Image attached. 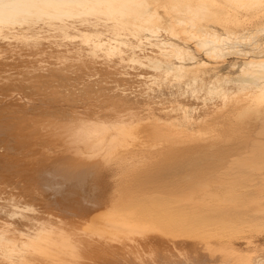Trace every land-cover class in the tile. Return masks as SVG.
I'll return each instance as SVG.
<instances>
[{
  "label": "bare ground",
  "instance_id": "bare-ground-1",
  "mask_svg": "<svg viewBox=\"0 0 264 264\" xmlns=\"http://www.w3.org/2000/svg\"><path fill=\"white\" fill-rule=\"evenodd\" d=\"M216 12L226 14L221 22ZM0 57V264H88L99 255L202 264L204 234L232 237L264 223V106L235 143L209 133L219 100L249 87L264 94V0H0ZM144 59L153 78L140 76ZM130 60L141 69L132 81ZM225 64L232 75L187 82L212 105L180 115L209 116L204 129L189 134L165 113L138 111L142 88L164 70L180 86L196 68ZM32 68L41 72L32 77ZM103 80L116 88L104 90ZM55 81L64 84L45 96ZM89 101L98 107L79 110ZM143 143L152 148L124 174L119 197H104L105 162ZM232 175L238 183L222 181Z\"/></svg>",
  "mask_w": 264,
  "mask_h": 264
},
{
  "label": "rangeland",
  "instance_id": "rangeland-1",
  "mask_svg": "<svg viewBox=\"0 0 264 264\" xmlns=\"http://www.w3.org/2000/svg\"><path fill=\"white\" fill-rule=\"evenodd\" d=\"M214 14H215V16L213 17V19L218 21V22H221L222 16L226 15L225 13L221 15L218 12H216ZM168 25L172 26L173 25V21H168ZM47 32H49V31H45L44 33H47ZM99 34H101V33H99ZM42 38H44V37L41 36V39ZM45 38H44V40L49 39V38H46V39ZM123 45L124 44L122 43V46ZM123 48H125V47H123ZM157 55H158V53H157ZM165 57H162V58H165ZM0 58H2V57H0ZM125 62H126V67H128L129 73L127 72L126 75L124 73L121 74L122 69H120V71L118 70L119 74L117 73V75L123 76V74H124V76L129 78L132 75L131 70L132 71H138L140 69V67H139L140 65H139V63H136V61L132 62L130 60V61H125ZM144 62L147 64L148 61L145 60ZM143 64H141V66H144ZM146 64H145V68H143V69H144V72H146L145 69H147L148 72L147 73H143L142 72L140 74V76L143 77V75H144L145 77H147L148 76L147 74L150 72L148 78H153L154 77L153 73H154L155 69L152 67L151 64L149 65V63H148L147 66H146ZM215 64L219 65L221 63H215ZM131 65H133L132 67L134 69L133 68L131 69ZM224 66H225L224 68H214L215 65L213 67H212V65H209L208 66L209 68L208 67L207 68H205V67L196 68V69H194L193 73L188 74L182 80L180 86H179L178 82H176V78L173 76V74H171L172 77H171L170 74H168V73H171V71H167L166 70L167 72H165V70H164V73L165 74L167 73V77H164V76H166L165 74L161 75L162 77L159 76L160 74L156 75V77L158 76L159 78L161 77V79H163L162 80L163 81L162 82L163 85L160 82L162 86L159 85L160 83H158V81H160V80H158L159 78H157V79H154L152 81L149 80V82H151V88H153V85L155 83L156 84L158 83V86L154 85L155 86L153 88L154 90L152 89L153 93H151L152 90L150 92V89H151L149 87L150 83L146 84L147 88L148 89L150 88L149 91L147 90V88H142L143 91H144V94H147V97H144L145 95L142 94L143 96H140L139 99L137 98L141 102L140 103L141 107H139L138 111L141 110L142 113L145 111V113H143V114H147L149 111L151 113L152 112L156 113V115H154V113H152V115L150 117L149 115L151 113L149 112L150 114H147L148 118H146V119L154 118V116H159L162 113H163L162 115L164 116V113H165L166 116L171 117L170 118V120H171L170 122H173V123L179 125L178 128L179 129L182 128V130L189 129V131L197 132L199 129H204L203 126L206 123L208 124V123L211 122L209 116H205V115L203 116L201 114L204 118L202 120H200V121H197L198 119H196V118H190V117L192 115H193L192 117L197 116L196 114H199L200 111L201 112L204 111V109H202V107L204 108V106H206V105L210 106V105H212V103H210V101L208 100V102H206L207 103L206 104L205 103L206 95L204 97L203 93H201L199 91H194L195 95H193L194 94V92H192L193 89L191 87L190 88L192 90L188 89L187 82L190 80V78L196 77L197 79H199L200 82H204V83L210 84L211 82L215 81V75L218 74V73H220V74L227 73L228 76L232 75L233 66L228 65V64H225ZM210 67L213 68V69H211ZM149 68H153L151 70L152 71L154 70V71L152 72L151 70H149ZM31 70L34 72V73L32 71L30 72V73H32L31 76L32 75H37V74H39L41 72L40 70H37V68H32ZM140 71H141V69H140ZM190 71H191L190 69H187V72L190 73ZM30 73H28V74H30ZM114 74H116V73H114ZM151 76H153V77H151ZM169 77L171 79H169ZM174 78H175V81H174ZM129 79L133 80V78H129ZM154 81H156V82L154 83ZM59 82H61V81H59ZM59 82L55 81V82H52L53 85L52 84L46 85L47 86V90L44 93V95L45 96L46 95L47 96L48 95H53L54 96V93H52V90L58 91L57 89H59L60 86L64 84V83H61V85H57V83L59 84ZM99 83H101L100 85L102 86V88L104 90H106V88L108 86H111L114 89L116 88V86H115L116 83L111 84L110 81H106V83H105V80H103V81H101ZM99 83L96 85V87L99 86ZM106 84H107V86H106ZM198 85H200V83H198ZM159 86H161V88H159ZM50 87H52V88L50 89ZM85 87L90 88L89 86H85ZM93 88H95V87H93ZM145 89L147 90V92H146ZM160 90H162V91H160ZM186 90H187V92H186ZM247 90H248V92H247ZM256 90L257 89L254 88V87H249V88H246V89L242 90L239 93H235L233 95L232 94L229 95L230 98L227 101L226 100H222V99L218 101V108H220V110L218 112H216V114H217L216 116H219L218 121L220 123L219 124L217 123L215 126H211V130L209 131L210 135H212V136L215 135L216 136V139H214L215 141H217L219 143H225L226 141L229 140L230 143H233V142L235 143L237 138L245 137V135H248L246 133L249 131L248 128H249V124H250L249 123L250 117L253 116L259 109H261L264 106V94H260V91L259 90L256 91ZM140 91L143 93L142 90H140ZM140 91H138V92H140ZM138 92L136 94L140 95L141 92L140 93H138ZM190 92H192V94ZM183 93H186L185 94L186 96H184ZM187 93H189V94H187ZM181 94L183 95V97L181 96ZM196 94L198 96H196ZM149 95H150V97H149ZM191 95H192V97L190 99ZM177 96H179V97H177ZM194 96L197 97L196 99H203L204 101L203 100H201V101L200 100H195ZM184 97H185L186 100L184 99ZM5 98L3 99V98L0 97V99H1L0 103L1 102H7V100ZM178 98H180V100ZM141 99H143V100H141ZM2 100H4V101H2ZM10 100H11V97L8 98V101H10ZM147 100L149 102H147ZM175 100H177V102L179 101V103H182V105H183V106H181V104L177 103L178 106H179V110H178V108L176 106H173V104L174 105L176 104V103H174ZM102 101H104V100H102ZM159 101H160V103H159ZM94 102L96 103L97 101H89V102H87L82 107H80L79 110L82 109V108H85L86 110H90V109L93 110V107H94V109L97 108L98 106L95 107ZM150 102H152V103H150ZM185 102H188L187 103L188 105H185L186 104ZM203 104H205V105L203 106ZM154 105L155 106L158 105L159 107L158 106L155 107ZM164 105H165V107H164ZM192 105L195 108H193ZM13 106H15V105H13ZM180 106L182 108H180ZM184 106L185 107L187 106L186 109L189 107L190 110L189 109L188 110H189L190 113L188 112V110L184 109ZM198 106L199 107L201 106L200 107L201 110L198 109L199 108ZM144 107H146L147 109H145ZM152 107L157 108V110L154 109V108L153 109L155 111L154 110L152 111L151 109H149V108H152ZM159 108H160V110H158ZM192 108L196 109V110L194 111V110H192ZM167 109H168V111H166ZM181 109H183V113L180 112ZM176 110H178V111H176ZM191 110L194 111V112H191ZM229 110H230V112H229ZM146 111H147V113H146ZM220 111H221V113H220ZM158 112L160 113L159 115L157 114ZM171 112H173L172 113L173 116L169 115V113H171ZM82 113H83V111H82ZM184 113L185 114L188 113V116H190V117L187 118L188 122H186V118L184 116L180 115V114H184ZM221 114H222V118H221ZM147 115H145V116L147 117ZM162 115H160V116H162ZM179 116H182V117H180V119H179ZM181 118H183V119H181ZM229 119H231V120H229ZM166 121H168V120H166ZM181 122H186V123L183 124L184 125L183 126L181 124ZM221 122H223V123H221ZM192 128H195V129H192ZM184 131L186 133L192 134V133H190V132H188L186 130H184ZM231 146L233 148L237 147L235 145H231ZM149 148L151 149L152 147L149 144H147V143H143V144H141L140 147L136 148L135 151L127 152V155H123L122 159H118V160L116 159L115 160V159L109 158L105 162V166L103 167L102 172H101V177L98 180V182H100V183H97V185L102 188V189L100 188V191H101V193H103L104 197H106V196L108 198H114L115 196L119 197V194L121 193L120 191L122 190V188L124 187V185L126 183L124 174L125 173H129V171H131V169L134 166V163L137 162L139 160V158H141L144 155L148 154ZM29 167H33V165L31 164ZM222 181L234 185L235 182L238 183V177L237 176H233V175L229 176V177L226 176ZM250 188L251 187H248L247 189L250 190ZM258 189H257V192H255V193H258V192L260 193V191H258ZM203 194H208V193H207V191H203ZM236 207H238V208L241 207V209L244 208V206L241 203H239V205H237ZM259 212L261 213L263 211H259ZM204 236H206L204 241H207L205 243L204 247H202L200 249L198 248V250L195 249L198 252V253L197 252L196 253L198 254L202 264H238V261H240L242 259H245V258H249L250 259V264H264V223H261V222L257 223L255 221V224L252 225L249 229H247L246 231L242 232L241 234H238V235L232 236V237H227V236H224L222 234L211 235L209 233L208 234H204ZM208 240H210V241H208ZM200 252H202V253H200ZM91 261H89L88 264H95V263L96 264H120L119 262H117L115 260V256H111V257H103L102 256V258H101V256L99 255V256L96 257V259L91 260ZM135 264H138L137 261L135 262Z\"/></svg>",
  "mask_w": 264,
  "mask_h": 264
}]
</instances>
